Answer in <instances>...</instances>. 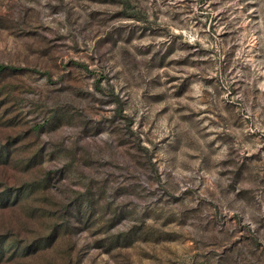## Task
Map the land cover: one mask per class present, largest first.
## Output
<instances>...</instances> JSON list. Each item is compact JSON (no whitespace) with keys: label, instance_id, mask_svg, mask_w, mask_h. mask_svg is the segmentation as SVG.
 Returning a JSON list of instances; mask_svg holds the SVG:
<instances>
[{"label":"rangeland","instance_id":"374dc122","mask_svg":"<svg viewBox=\"0 0 264 264\" xmlns=\"http://www.w3.org/2000/svg\"><path fill=\"white\" fill-rule=\"evenodd\" d=\"M0 264H264V0H0Z\"/></svg>","mask_w":264,"mask_h":264},{"label":"trees","instance_id":"16d2710c","mask_svg":"<svg viewBox=\"0 0 264 264\" xmlns=\"http://www.w3.org/2000/svg\"><path fill=\"white\" fill-rule=\"evenodd\" d=\"M7 69L6 67H0V72Z\"/></svg>","mask_w":264,"mask_h":264}]
</instances>
